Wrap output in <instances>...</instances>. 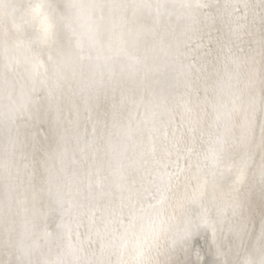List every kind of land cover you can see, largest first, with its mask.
<instances>
[{
  "label": "snow or ice",
  "instance_id": "6c2138e0",
  "mask_svg": "<svg viewBox=\"0 0 264 264\" xmlns=\"http://www.w3.org/2000/svg\"><path fill=\"white\" fill-rule=\"evenodd\" d=\"M0 264H264V0H0Z\"/></svg>",
  "mask_w": 264,
  "mask_h": 264
}]
</instances>
